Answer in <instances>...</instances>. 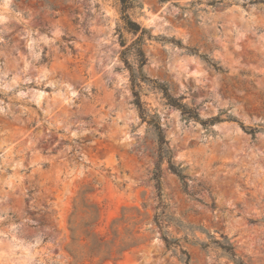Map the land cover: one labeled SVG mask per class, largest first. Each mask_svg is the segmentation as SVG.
Returning a JSON list of instances; mask_svg holds the SVG:
<instances>
[{
  "label": "rangeland",
  "instance_id": "obj_1",
  "mask_svg": "<svg viewBox=\"0 0 264 264\" xmlns=\"http://www.w3.org/2000/svg\"><path fill=\"white\" fill-rule=\"evenodd\" d=\"M127 13L151 35L138 86L120 0H0V264H183L160 204L189 264H235L209 235L264 264V0H134ZM152 81L218 120L188 118ZM150 118L189 194L163 161L159 198Z\"/></svg>",
  "mask_w": 264,
  "mask_h": 264
},
{
  "label": "trees",
  "instance_id": "obj_2",
  "mask_svg": "<svg viewBox=\"0 0 264 264\" xmlns=\"http://www.w3.org/2000/svg\"><path fill=\"white\" fill-rule=\"evenodd\" d=\"M133 2H134V0H120L122 20L124 22V27L126 28L127 31L136 35V38L132 42L131 46L129 48H125L122 51V54L125 56V58H126V55L128 53H133V55L136 57V61L138 62V71L135 72L134 70L131 69L130 72H131V81L133 82L134 85L138 86L139 81H144V82L149 81L147 79V77L141 71V68L144 65L145 60H146L144 52L141 48V44H142V40H143L144 36H146L148 39H150L151 35L138 22L132 20L129 17L127 11H128V9L132 8ZM121 45L122 46L124 45V41L121 42ZM132 47L134 48V51H128ZM212 65H214V64L212 63ZM152 83H153V86L155 89H159L162 92V95L165 98L167 104L180 109L182 111V113L185 114L188 118H194V120L201 121L203 124H212L213 122L218 120L217 117H213V118H210L209 120H205V121L199 119V117L196 114L192 113V111H190V109H188V107L185 104H183L179 100L175 99L174 97H172L168 93V90H167V87L165 84H161V83H158L156 81H152ZM133 103L135 104L137 109L140 111V113L145 117V110L143 108V102L141 100V96H140V93L138 90H134V92H133ZM147 122L152 126L154 133H155V136H156V142H157V162H156L155 167H154L153 172H152V179L154 180L155 187L158 191L159 198L161 199L160 164L163 161L167 162L168 169L179 179V181L182 185L183 191L185 193L189 194L187 192V190H188V184H187L188 176L183 172V169L179 165H175L172 162L171 150L168 146V141L164 137L160 123L158 122V120H156V118H150ZM248 130H249L248 132L251 134L255 133V130L252 128H249ZM160 208L163 211L161 210L159 214L155 215V222L158 224L159 228L162 230L161 231V237L164 241L165 247L167 249H172L173 251H176L177 253H179V259L182 261L183 264H189V254H188L187 250L180 244L181 239L180 238H170L167 235L166 231L163 230L164 225H161L162 220H163L162 217H166L167 215L164 214L165 206L160 204ZM72 215H73V213L71 214L68 223H69V230L71 232H74L76 228L73 227L74 221H73V219H71ZM89 215H90V217L83 222V225L87 228H90L96 221V214L94 213V211L93 212L91 211ZM167 218H169V217H167ZM255 221L264 222V217H262L260 220H255ZM88 236H89V233H86V237H88ZM209 237L211 238L210 243H212L216 247H218L221 250V252L223 254L227 255L229 257V259H231L235 264H246L237 255L232 242H230V240L225 235H221L220 239H216L212 235H209ZM182 239L184 241L188 240L186 237H183ZM100 241L101 240H99V242H96L94 244L93 250H95L100 245ZM136 241L137 240L132 239L131 241L127 242L123 247L118 249L115 254H119L121 251L135 246ZM207 245L208 244H206V243H200V246L202 248H205ZM94 254H95V256L99 257V261H103L105 259L112 258L111 253H108V252L102 253V254H100V253H94ZM112 259H114V258H112Z\"/></svg>",
  "mask_w": 264,
  "mask_h": 264
},
{
  "label": "bare ground",
  "instance_id": "obj_3",
  "mask_svg": "<svg viewBox=\"0 0 264 264\" xmlns=\"http://www.w3.org/2000/svg\"><path fill=\"white\" fill-rule=\"evenodd\" d=\"M261 171V170H260Z\"/></svg>",
  "mask_w": 264,
  "mask_h": 264
}]
</instances>
